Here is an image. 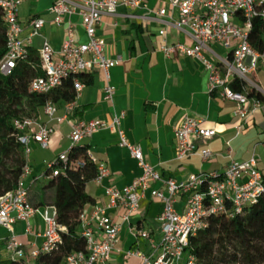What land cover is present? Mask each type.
Wrapping results in <instances>:
<instances>
[{"label": "built area", "instance_id": "2783aa9c", "mask_svg": "<svg viewBox=\"0 0 264 264\" xmlns=\"http://www.w3.org/2000/svg\"><path fill=\"white\" fill-rule=\"evenodd\" d=\"M26 1L0 0L8 28L6 55L0 62L1 73H10L20 62L28 61L33 40L43 37L46 20L42 16H34L29 20V34L24 37L19 7ZM120 6L146 13L119 15ZM47 13L59 27L65 17L80 16L86 41L76 40V27L72 22L66 28L67 37L61 51L56 52L49 40L43 37V44L38 51L43 75L31 82V92L49 94L73 77L76 97L64 106L63 116H58V107L48 102L44 107L48 123L30 117L14 121V127L20 132L19 141L25 150L26 165L17 188L0 195V226L10 233L4 247V256L31 262L41 252L51 251L61 242L65 229L57 223L55 208L36 209L30 200L34 177L29 161L33 145L48 148L54 134V127L50 123L57 122L71 124V147L47 163L45 173L57 175L59 167L69 162L68 154L75 146L107 128L117 133L120 146L129 150L142 170L141 176L131 185L123 189L108 188L105 206L95 207L89 217L82 213L81 231L87 247L85 251L69 255L66 264H108L117 249L121 232V225L113 221L108 210L122 209L123 222L130 223L148 193L162 205L158 217L161 241L159 243L153 238L148 230L137 229V237L148 242L151 252L148 255L129 252L126 257H137L141 264H194V258L188 251L190 239L207 229L211 217L240 214L254 204L264 191V176L259 169L257 157L252 156L246 161L231 159L223 173L199 172L185 182L164 178L146 161L142 147L130 143L126 137L122 128L124 113L115 115L110 123L71 120L85 89L80 76L91 75L96 70L103 72L107 82L104 88L105 100L113 102L116 89L109 83L110 72L121 65L123 60L120 56L109 58L106 55V43L97 35V28L105 16L151 21L161 26L159 34L164 42L160 51L164 56L168 59L188 57L200 62L207 76L209 92L234 102L235 116L247 120L264 105V99L249 96L250 90L254 89L264 97V92L251 78L264 67V0H169V7L157 10L148 9L144 0H53ZM256 20L263 23L261 50L256 49L251 42ZM171 29L182 34L185 42L168 44L166 37ZM212 45L222 46L228 55L217 54L212 50ZM235 85H240L242 91L235 90ZM216 135L215 129L205 126V119L185 116L175 128L177 161H185L194 155L209 160L213 152L207 147L201 148L199 144ZM89 154L92 161L98 162L90 151ZM71 165L77 168L83 164L71 162ZM108 174L109 170L99 163L96 181L101 182ZM43 175L37 178H43ZM182 198H185L184 207L179 210L177 204ZM37 214L46 225L42 234L45 241L41 248L28 249L18 238L15 225L24 223L25 234L37 236L32 225V219Z\"/></svg>", "mask_w": 264, "mask_h": 264}, {"label": "crops", "instance_id": "0c3cea01", "mask_svg": "<svg viewBox=\"0 0 264 264\" xmlns=\"http://www.w3.org/2000/svg\"><path fill=\"white\" fill-rule=\"evenodd\" d=\"M148 9L165 7L166 0H144ZM169 2V0H168ZM53 0H28L19 7V20L24 27V37L29 34L28 23L34 16L46 20L42 35L48 39L56 52L61 51L66 40V28L69 22L76 27V40L86 41V35L80 16L65 17L62 26H56L53 17L47 13ZM145 11H134L124 6L118 8L119 15H144ZM161 26L151 21L123 19L105 16L97 28V35L106 43V55L109 58L120 56L122 64L110 72V85L115 87L113 102H107L104 88L107 84L104 73L96 70L91 75L93 83L85 85L78 107L71 120L104 121L110 123L115 115L124 113L122 128L130 143L140 145L146 161L154 166L164 178L179 182L187 181L193 174L223 173L231 162L246 161L252 156L258 159V166L264 176V105L247 120L235 116L236 104L223 100L218 94L209 92L207 76L203 66L195 59L176 57L168 59L160 51L163 37ZM43 37H36L30 51L38 53ZM166 42H185V37L171 29ZM219 55H228L220 45H212ZM253 80L264 92V67L255 74ZM58 116L64 115V106L58 107ZM185 116L205 119V126L217 131L216 137L201 141L199 146L213 152L212 158L203 160L200 155L179 162L176 159L177 147L175 128ZM43 123L49 119L44 110L38 118ZM54 127L49 147L44 149L33 145L30 157L33 177L42 176L46 164L57 159L71 147L70 123H50ZM80 145L89 149L98 163L103 164L109 174L101 182L89 183L86 192L94 199L93 204L85 207L84 213L90 216L97 206L107 204L106 190L110 187L123 189L131 185L142 174L137 161L128 149L119 144V136L111 129H102L93 137L84 139ZM231 156V158H230ZM182 198L177 208L184 207ZM160 202L151 198L150 193L142 201L141 208L131 222H123L122 209H110L108 215L121 225L119 243L108 264H141L137 257L127 258L129 252L150 254L148 242L137 237V229L148 230L153 238L161 230L158 217L161 213ZM37 236L25 234L26 225L17 223L15 232L28 249L41 248L44 244L42 234L46 229L40 215L32 219ZM10 233L0 226L1 255ZM156 239V238H155ZM157 240V239H156Z\"/></svg>", "mask_w": 264, "mask_h": 264}, {"label": "trees", "instance_id": "16d2710c", "mask_svg": "<svg viewBox=\"0 0 264 264\" xmlns=\"http://www.w3.org/2000/svg\"><path fill=\"white\" fill-rule=\"evenodd\" d=\"M262 27V21L256 20L251 34V42L258 50L263 48ZM7 30L0 8V62L6 55ZM41 75V61L36 52H31L29 60L20 62L10 73L0 72V195L17 188L26 165L25 150L14 121L39 118L48 102L63 107L75 100L73 77L49 94L32 93L31 82ZM80 79L85 85L93 83L90 76L81 75ZM234 89L242 91L240 85ZM249 96L264 99L254 89ZM68 158L69 162L59 167L57 175L46 172L43 178L34 177L30 187V200L36 209L55 208L57 223L65 229L61 242L31 262L3 257L0 245V264H66L69 255L86 250L81 215L87 205L94 203L86 187L97 179L99 163L92 161L89 149L80 144L70 151ZM71 162L83 165L76 168ZM188 251L194 264H264V191L240 214L211 217L207 229L190 239Z\"/></svg>", "mask_w": 264, "mask_h": 264}, {"label": "rangeland", "instance_id": "374dc122", "mask_svg": "<svg viewBox=\"0 0 264 264\" xmlns=\"http://www.w3.org/2000/svg\"><path fill=\"white\" fill-rule=\"evenodd\" d=\"M163 3H164V6H165V7H169V2H168V0L164 1ZM251 78H252L253 80H255V78H254L253 75L251 76ZM255 81H256V80H255ZM155 238H156L157 241L160 243V241H161V236H160V234H157V236H156Z\"/></svg>", "mask_w": 264, "mask_h": 264}]
</instances>
